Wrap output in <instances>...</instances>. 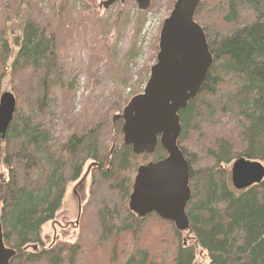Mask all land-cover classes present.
<instances>
[{"label":"trees","instance_id":"trees-1","mask_svg":"<svg viewBox=\"0 0 264 264\" xmlns=\"http://www.w3.org/2000/svg\"><path fill=\"white\" fill-rule=\"evenodd\" d=\"M36 10L30 7L19 33L13 32L10 65L3 35L0 44V86L11 79L17 100L7 136L0 138V174L3 167L8 175L6 181L0 177V222L5 246L17 253L10 264H194L195 246L210 264H264V181L238 192L229 169L240 158L264 163V0H201L197 8L195 21L213 64L179 113L178 146L190 166L192 192L185 232L154 214L139 218L124 203L137 169L167 156L160 145L152 156H136L122 141L109 149L107 130L94 121L55 145L46 122L57 115L58 96H69L72 88L57 33L41 27ZM230 118L238 123L233 135L224 125ZM122 126L113 124L121 139ZM88 162L94 186L85 231L91 240L86 248H45L42 228L54 220L68 185Z\"/></svg>","mask_w":264,"mask_h":264},{"label":"rangeland","instance_id":"rangeland-1","mask_svg":"<svg viewBox=\"0 0 264 264\" xmlns=\"http://www.w3.org/2000/svg\"><path fill=\"white\" fill-rule=\"evenodd\" d=\"M105 1L0 0V44L3 35L11 54L8 65L16 55L13 32L19 33L22 18L28 16L30 7H37L34 15L39 17L43 29L57 33L60 54L65 60V79L72 90L69 96H58L57 115L54 119L48 117L46 122L55 145H62L65 138L84 130L91 121L107 130L104 144L109 149L123 143V138L118 137L113 128L114 117L122 114L133 97L144 92L151 67L156 62L160 31L176 3V0H152L150 10L140 12L134 0L109 9L103 8ZM149 23L152 26L148 34H144ZM10 80L6 78L1 83L0 98L4 92L11 93ZM101 118L102 121H98ZM237 124L232 118L224 122L230 135L235 134L233 128ZM91 167L92 162H88L83 174L91 173ZM229 169L231 172V165ZM0 177L4 181L8 177L3 167ZM92 186L93 173L85 188L77 190L74 182L68 185L61 209L54 220L42 228L45 248L58 244H80L81 248H86V241L91 240L85 226ZM124 203L129 207V197ZM185 240L195 246L190 235L185 234ZM195 251L194 264H210L206 252L197 246Z\"/></svg>","mask_w":264,"mask_h":264},{"label":"water","instance_id":"water-1","mask_svg":"<svg viewBox=\"0 0 264 264\" xmlns=\"http://www.w3.org/2000/svg\"><path fill=\"white\" fill-rule=\"evenodd\" d=\"M127 0H107L109 9ZM140 11H147L152 0H134ZM201 0H176L165 20L159 39L156 64L142 94L134 97L122 115L124 145L136 156L153 155L158 145L167 157L141 166L136 175L129 210L140 218L156 214L179 231L189 228L186 207L191 200L190 166L178 146L182 133L179 113L197 96L213 64V56L204 30L195 22ZM16 99L11 93L0 98V138L5 140L14 120ZM231 181L237 191H244L264 181L260 162L238 159L231 169ZM6 249L0 224V264L15 257Z\"/></svg>","mask_w":264,"mask_h":264},{"label":"flooded vegetation","instance_id":"flooded-vegetation-1","mask_svg":"<svg viewBox=\"0 0 264 264\" xmlns=\"http://www.w3.org/2000/svg\"><path fill=\"white\" fill-rule=\"evenodd\" d=\"M91 173L89 172L87 175L86 174L85 175L82 174L81 177L74 182V183H76L77 190L80 189V188H85V185L87 183L88 177H90ZM75 193H76V189H75ZM129 198H130V196H129Z\"/></svg>","mask_w":264,"mask_h":264},{"label":"bare ground","instance_id":"bare-ground-1","mask_svg":"<svg viewBox=\"0 0 264 264\" xmlns=\"http://www.w3.org/2000/svg\"><path fill=\"white\" fill-rule=\"evenodd\" d=\"M168 19V18H167ZM200 26V25H199ZM201 27V26H200ZM202 28V27H201ZM148 29V28H147ZM205 33V32H204ZM142 34V33H141ZM206 36V35H205ZM5 93V92H4ZM7 93V92H6ZM8 93H10V92H8ZM12 94V93H11ZM1 95H3V94H1ZM2 97V96H1ZM15 97V96H14ZM16 99V98H15ZM16 108H17V100H16ZM123 112V111H122ZM16 113V112H15ZM15 116V115H14ZM114 124H116V123H114ZM71 128V127H70ZM69 129V128H68ZM123 133V132H122ZM61 144V143H60ZM97 163V162H96ZM90 165V164H89ZM89 167V166H88ZM89 172V171H88ZM135 179H136V177H135ZM191 180V179H190ZM132 183H135V180H134V182H132ZM69 184V183H68ZM133 187H134V184L132 185ZM132 193H133V190H132ZM131 195L132 194H130V197H131ZM58 212V211H57ZM56 215H57V213H56ZM136 216H138V215H136ZM139 217V216H138ZM140 218V217H139ZM0 224H1V222H0ZM2 225V224H1ZM2 234H3V242H4V233H3V226H2ZM167 235H168V233H167ZM42 237V236H41ZM4 246H5V244H4ZM6 247V246H5ZM52 247V246H51ZM54 247V246H53ZM6 249H8L7 247H6ZM81 249V248H80ZM9 250H11V249H9ZM14 251V250H13ZM15 253H16V251H15ZM76 253V252H75ZM16 255H17V253H16ZM16 255H15V257H16ZM14 258V257H13ZM12 258V259H13ZM11 259V260H12ZM10 260V261H11ZM40 260V259H39ZM32 261V260H31ZM37 261V260H36ZM9 264H10V262H9Z\"/></svg>","mask_w":264,"mask_h":264},{"label":"built area","instance_id":"built-area-1","mask_svg":"<svg viewBox=\"0 0 264 264\" xmlns=\"http://www.w3.org/2000/svg\"><path fill=\"white\" fill-rule=\"evenodd\" d=\"M150 26H152L150 23L148 24V29L144 31V34H148Z\"/></svg>","mask_w":264,"mask_h":264}]
</instances>
